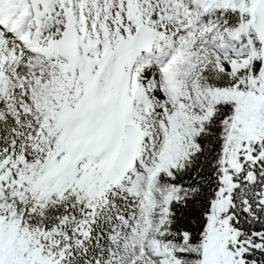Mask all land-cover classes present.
Listing matches in <instances>:
<instances>
[{"label":"snow or ice","instance_id":"1","mask_svg":"<svg viewBox=\"0 0 264 264\" xmlns=\"http://www.w3.org/2000/svg\"><path fill=\"white\" fill-rule=\"evenodd\" d=\"M0 264H264V0H0Z\"/></svg>","mask_w":264,"mask_h":264}]
</instances>
